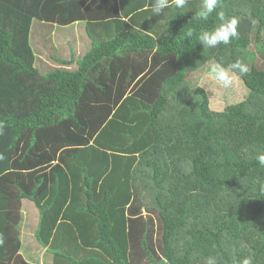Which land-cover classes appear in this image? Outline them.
<instances>
[{
    "label": "trees",
    "instance_id": "1",
    "mask_svg": "<svg viewBox=\"0 0 264 264\" xmlns=\"http://www.w3.org/2000/svg\"><path fill=\"white\" fill-rule=\"evenodd\" d=\"M0 0V264H264V0H222L239 38L203 48L200 0ZM82 47V50L79 48ZM247 92L214 109L209 62ZM26 250V251H25Z\"/></svg>",
    "mask_w": 264,
    "mask_h": 264
},
{
    "label": "clouds",
    "instance_id": "2",
    "mask_svg": "<svg viewBox=\"0 0 264 264\" xmlns=\"http://www.w3.org/2000/svg\"><path fill=\"white\" fill-rule=\"evenodd\" d=\"M189 0H150L149 6L152 15L164 14L166 9H184ZM222 7V0H200V8L193 15L192 19L197 22H207L215 13L218 23L213 28L195 32L188 28L185 36L191 39L194 35L203 48L214 49L220 45H230L233 40L239 38V19L235 16H228L224 11H217ZM249 72V66L241 59H236L226 67L220 63H212L208 68V76L217 84L227 89L233 84L235 74L244 75ZM255 160L261 168H264V153L256 155ZM2 243V240H0ZM206 264H217L215 257H208ZM240 264H252L251 258H244Z\"/></svg>",
    "mask_w": 264,
    "mask_h": 264
},
{
    "label": "rangeland",
    "instance_id": "3",
    "mask_svg": "<svg viewBox=\"0 0 264 264\" xmlns=\"http://www.w3.org/2000/svg\"><path fill=\"white\" fill-rule=\"evenodd\" d=\"M79 49L82 50V47H80ZM212 63L213 62L207 63L206 65L197 69L196 71H194L193 73L189 75L188 81L190 83V86L191 87H196V86L202 87L208 95L210 106L214 109H223L226 106V104L234 103V102H238L242 100L247 90L244 84L241 82V80L236 75H234L233 84L227 89L223 88L222 86L217 84L214 80H212L207 74L208 68L210 64ZM28 229H29L28 227L25 229L23 228L24 235L27 233ZM30 240L32 242L33 238H30ZM30 240H28L27 237L23 238V242H25L24 249L30 243ZM37 250L38 249L34 251V255L36 257L38 255ZM27 253L25 252V255ZM37 264H49V263H48V260H46L45 258H44V261L41 258L37 262Z\"/></svg>",
    "mask_w": 264,
    "mask_h": 264
},
{
    "label": "crops",
    "instance_id": "4",
    "mask_svg": "<svg viewBox=\"0 0 264 264\" xmlns=\"http://www.w3.org/2000/svg\"><path fill=\"white\" fill-rule=\"evenodd\" d=\"M32 204L33 203L29 202L26 199H23L21 201V216H22V220H21V232H22V234H21V236L23 238L27 237L28 240H30V238H32V237L34 238V230L36 229V226L38 223V211L35 208V206ZM27 227L29 229H28L27 233L24 235L23 228L25 229ZM28 233H30V234H28ZM24 243L25 242H23V244ZM27 246H29V247H27L28 253L25 255V257L27 259H29L31 257V255L34 254V251L36 249H38L37 254H38V256H40V258L38 259V261H39L44 254V249H42L38 244H36L35 241L31 242V240ZM43 261H44V259H43Z\"/></svg>",
    "mask_w": 264,
    "mask_h": 264
}]
</instances>
